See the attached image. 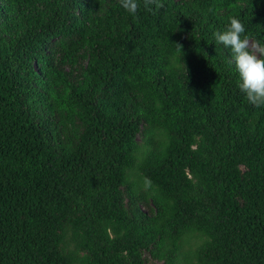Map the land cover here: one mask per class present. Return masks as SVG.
<instances>
[{
  "label": "trees",
  "instance_id": "obj_1",
  "mask_svg": "<svg viewBox=\"0 0 264 264\" xmlns=\"http://www.w3.org/2000/svg\"><path fill=\"white\" fill-rule=\"evenodd\" d=\"M158 3L0 0V264H264V0Z\"/></svg>",
  "mask_w": 264,
  "mask_h": 264
},
{
  "label": "clouds",
  "instance_id": "obj_2",
  "mask_svg": "<svg viewBox=\"0 0 264 264\" xmlns=\"http://www.w3.org/2000/svg\"><path fill=\"white\" fill-rule=\"evenodd\" d=\"M120 5L135 16L140 8V0H120ZM143 5L145 9H149L150 5L163 7L158 0H143ZM245 31L240 19L231 17L226 30L216 31L213 35L216 43L231 49L232 60L239 74V90L250 104L259 108L264 106V45L250 43ZM176 45L182 48L179 43Z\"/></svg>",
  "mask_w": 264,
  "mask_h": 264
},
{
  "label": "rangeland",
  "instance_id": "obj_3",
  "mask_svg": "<svg viewBox=\"0 0 264 264\" xmlns=\"http://www.w3.org/2000/svg\"><path fill=\"white\" fill-rule=\"evenodd\" d=\"M250 43H254V42L250 40Z\"/></svg>",
  "mask_w": 264,
  "mask_h": 264
}]
</instances>
